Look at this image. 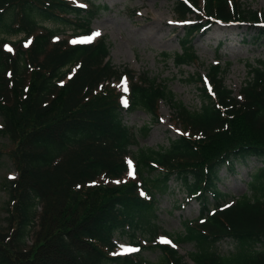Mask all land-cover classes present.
Instances as JSON below:
<instances>
[{
	"label": "trees",
	"instance_id": "1",
	"mask_svg": "<svg viewBox=\"0 0 264 264\" xmlns=\"http://www.w3.org/2000/svg\"><path fill=\"white\" fill-rule=\"evenodd\" d=\"M105 10L70 0H0V133L12 145L17 173L7 185L11 205L0 230V264H150L118 255L115 238L131 233L135 244L140 230L152 238L157 197L171 183L198 204V217L184 221L175 240L193 245V264H264V167L251 195L229 206L217 188L222 167L233 171L234 163L250 160L264 166V58L248 64L238 97L224 85L219 63L208 70L209 90L200 76L190 77L202 85L200 108L190 110L158 78L120 73L108 60L105 38L69 43L66 31L71 38L91 36L92 21ZM174 13L182 22L198 14L173 54L177 68L198 60L192 43L203 24H246L252 43L264 44V10H245L235 0H178ZM122 74L126 107L110 84ZM160 102L181 134L167 148H140L124 112L141 109L157 122ZM149 131L148 125L140 133ZM129 158L136 179L123 180ZM226 241L234 250L220 255L217 246ZM155 248L160 264H186L175 250Z\"/></svg>",
	"mask_w": 264,
	"mask_h": 264
},
{
	"label": "rangeland",
	"instance_id": "2",
	"mask_svg": "<svg viewBox=\"0 0 264 264\" xmlns=\"http://www.w3.org/2000/svg\"><path fill=\"white\" fill-rule=\"evenodd\" d=\"M70 1L76 5L87 3L106 6L108 10L101 13L91 23V29L93 33H100L92 40L102 37L109 44L111 64L120 73L126 69L135 77L144 72L151 78L157 77L158 81L165 84L176 99L190 110L200 108L199 88L202 87L200 83H189L190 77L198 75L204 78L208 75L209 68L220 62L224 85L235 96H238L248 78V64L254 66L255 61L264 58V44L256 46L252 43L255 35L247 29L246 25L211 24L193 40L192 45L198 60L188 66L177 68L173 62V54L180 53V45L184 36V25L175 21L174 3L177 0ZM235 1L245 10L252 12L264 10V0ZM190 19L194 20L196 17L191 16ZM159 21L165 24L161 25ZM151 23L156 25L151 26ZM45 26L50 29L55 28L49 24ZM70 34L71 31L65 32V35ZM219 45H221L220 49ZM163 53H167L169 58H164ZM117 86L124 89L122 83ZM171 113L165 103H160L158 122H154L141 109L124 114L123 121L130 129L138 132V147L157 150L161 147L167 148L169 142L178 135L171 120ZM148 125L150 131L146 134L140 133L141 129ZM1 126L0 118V128ZM136 148L133 147V150ZM11 149L12 145L8 137L0 133V230L8 225L7 209L11 204L7 185L9 180L17 176L9 157ZM261 167L262 163L256 160L236 162L233 164V171H230L227 166L222 167L217 188L228 197L225 202L230 204L246 193L251 195L249 192L252 189L251 184L256 181V175L259 173L257 171ZM133 175L130 177L133 178ZM156 214L154 237L151 239L146 231H137L135 241L140 245V250L137 252L123 251L125 248L133 249L134 244L130 240L131 233L122 238L116 237L119 253L123 255L136 252L138 258L150 264H160L162 253L153 245L161 243L175 249L177 254L184 258L186 264H192L189 254L194 251L193 245L188 242H175V240L183 234V222L198 217L197 202L189 199L184 187L171 183L170 192L157 197ZM162 240L170 243H162ZM30 244L31 241L28 242V245ZM233 250L234 248L228 241L217 246L220 255H227Z\"/></svg>",
	"mask_w": 264,
	"mask_h": 264
},
{
	"label": "snow or ice",
	"instance_id": "3",
	"mask_svg": "<svg viewBox=\"0 0 264 264\" xmlns=\"http://www.w3.org/2000/svg\"><path fill=\"white\" fill-rule=\"evenodd\" d=\"M100 33L99 32H95L92 34L91 37H88L87 39L85 40H74L72 41V43H90L92 39H94L95 37L99 36ZM10 50V49H9ZM122 83H125V82H122ZM124 91H127V87H126V84L124 86ZM129 176H132L133 175V171H132V165H131V162H129ZM143 195V194H142ZM162 243H170L169 241L167 240H162L161 241ZM124 252H131V251H137V249H128V248H125L123 249Z\"/></svg>",
	"mask_w": 264,
	"mask_h": 264
},
{
	"label": "bare ground",
	"instance_id": "4",
	"mask_svg": "<svg viewBox=\"0 0 264 264\" xmlns=\"http://www.w3.org/2000/svg\"><path fill=\"white\" fill-rule=\"evenodd\" d=\"M156 23V22H155ZM159 23L162 25V24H165L163 21H159ZM153 25H156V24H154V23H151V26H153Z\"/></svg>",
	"mask_w": 264,
	"mask_h": 264
}]
</instances>
